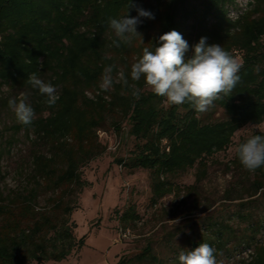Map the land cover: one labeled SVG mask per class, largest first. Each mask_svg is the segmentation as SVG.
Returning <instances> with one entry per match:
<instances>
[{
  "label": "trees",
  "instance_id": "obj_1",
  "mask_svg": "<svg viewBox=\"0 0 264 264\" xmlns=\"http://www.w3.org/2000/svg\"><path fill=\"white\" fill-rule=\"evenodd\" d=\"M133 2L150 10L155 19L142 18L137 25L143 42L136 37L116 47L108 19L124 14L127 0H0V84L28 91L35 113L30 124L17 120L10 128L15 134L33 135L37 146L25 185L0 189V264L61 261L84 245L85 235L76 239L77 225L70 216L78 208V193L90 185L81 169L106 149L97 131L122 134L126 127L134 148L115 161L130 171H148L149 200L155 204L184 191L174 178L195 165V182H199L206 172L204 158L225 149L238 129L264 122V0H250L236 18L229 16L237 8L236 0ZM126 14L137 12L130 8ZM169 30L181 33L190 46L206 37L208 44H221L242 61L234 92L215 101L207 112H196L187 102L169 106L164 97L145 89L143 78L131 80L130 66L142 49L153 48ZM186 55L191 56V49ZM109 64L125 69L129 85L140 90L139 99L133 97L131 87L120 83L108 92L99 88ZM34 72L56 87L59 99L54 106H48L47 97L28 83ZM217 109L225 118H214ZM10 146L11 140L0 145V158ZM229 168L249 175L248 197L264 190V167L251 173L234 152ZM196 183L183 189H194ZM117 214L123 230L141 219L132 204ZM248 223L239 237L228 224L208 223L215 240L203 238L198 245L206 242L212 247L215 241L220 249L230 251L243 244L252 249L244 264H264V244L255 239L260 229ZM113 264H160V260L147 242L135 255L120 256Z\"/></svg>",
  "mask_w": 264,
  "mask_h": 264
},
{
  "label": "rangeland",
  "instance_id": "obj_2",
  "mask_svg": "<svg viewBox=\"0 0 264 264\" xmlns=\"http://www.w3.org/2000/svg\"><path fill=\"white\" fill-rule=\"evenodd\" d=\"M248 1L236 0L237 6L241 8ZM145 89L150 90L147 86ZM21 93H28L29 97L26 90L0 84V145L11 140L8 152L0 158V189L3 190L25 185L31 170V153L37 148L33 135L27 137L23 131L15 134L10 128L17 118L8 100L18 98ZM214 118L222 119L225 115L217 109ZM255 131H264V122L238 129L225 149L204 158L206 172L199 182H195L198 170L195 165L174 178L175 184L184 191L166 195L155 204L149 200L148 171L140 168L130 171L115 161L134 148L135 140L127 134L126 127L122 134L110 131L98 136L106 149L81 169L82 177L90 185L78 193V208L70 216L77 225L76 239L85 235L84 245L74 249L66 259L43 264H113L120 256L135 255L147 242H151L160 264H179L180 252L194 249L203 238L215 240L213 227L208 224L211 222L230 225L239 237L252 221L260 229L255 239L264 244V190L260 195L248 197L249 175L229 168L239 139ZM194 183V189H183ZM238 195L243 198L235 199ZM130 204L141 219L122 237L118 232L117 213ZM208 216H211L209 222L205 221ZM177 218L179 225L175 223ZM212 245L217 264H244L250 259L252 249L243 244L230 251L220 249L215 241Z\"/></svg>",
  "mask_w": 264,
  "mask_h": 264
},
{
  "label": "clouds",
  "instance_id": "obj_3",
  "mask_svg": "<svg viewBox=\"0 0 264 264\" xmlns=\"http://www.w3.org/2000/svg\"><path fill=\"white\" fill-rule=\"evenodd\" d=\"M135 8L137 15L126 13ZM142 18L155 19L150 10L127 0L125 13L119 18H109L108 26L116 37L113 44H129L138 37L141 42V33L137 25L143 22ZM206 37L189 45L181 33L169 30L162 33L157 44L150 48L145 46L142 54L130 66L132 81L138 82L143 78L147 87L157 96L164 97L167 104L181 105L190 103L199 113L207 112L217 100L229 97L240 81L239 71L242 61L235 58L221 44H208ZM191 49V56L186 54ZM105 59H111L106 55ZM116 70V76L113 75ZM28 83L37 89L41 95L47 97L45 103L54 106L59 99L56 87L45 82L34 72L28 77ZM115 83L132 88V95L139 99L140 90L135 84L129 85L128 75L123 67L109 64L104 67L99 88L108 92ZM9 107L14 111L17 120L28 125L34 118V109L28 102V93H21L18 98L8 100ZM236 157L242 167L254 173L264 167V135L253 134L240 141L234 148ZM179 225V218L175 219ZM179 264H217L214 249L207 243H200L197 247L178 255Z\"/></svg>",
  "mask_w": 264,
  "mask_h": 264
},
{
  "label": "built area",
  "instance_id": "obj_4",
  "mask_svg": "<svg viewBox=\"0 0 264 264\" xmlns=\"http://www.w3.org/2000/svg\"><path fill=\"white\" fill-rule=\"evenodd\" d=\"M248 2H246L244 6H241V8L237 6L236 9H231L229 12V16L231 18H236L238 14H240L246 8ZM97 133H98V136L105 134V132H102V131H97ZM118 232L120 236L126 237L129 234V229L123 230L122 228L119 227Z\"/></svg>",
  "mask_w": 264,
  "mask_h": 264
},
{
  "label": "crops",
  "instance_id": "obj_5",
  "mask_svg": "<svg viewBox=\"0 0 264 264\" xmlns=\"http://www.w3.org/2000/svg\"><path fill=\"white\" fill-rule=\"evenodd\" d=\"M46 263H54V262L49 261V262H46Z\"/></svg>",
  "mask_w": 264,
  "mask_h": 264
}]
</instances>
